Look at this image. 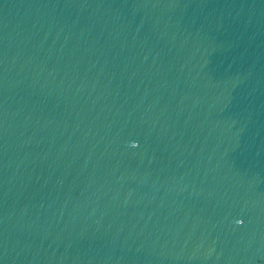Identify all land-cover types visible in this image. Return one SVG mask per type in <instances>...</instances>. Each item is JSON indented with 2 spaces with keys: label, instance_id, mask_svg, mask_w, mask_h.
Returning a JSON list of instances; mask_svg holds the SVG:
<instances>
[{
  "label": "water",
  "instance_id": "1",
  "mask_svg": "<svg viewBox=\"0 0 264 264\" xmlns=\"http://www.w3.org/2000/svg\"><path fill=\"white\" fill-rule=\"evenodd\" d=\"M0 264H264V0H0Z\"/></svg>",
  "mask_w": 264,
  "mask_h": 264
}]
</instances>
